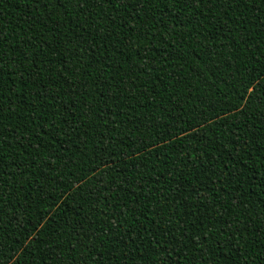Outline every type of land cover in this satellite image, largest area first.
Instances as JSON below:
<instances>
[{
	"label": "trees",
	"instance_id": "obj_1",
	"mask_svg": "<svg viewBox=\"0 0 264 264\" xmlns=\"http://www.w3.org/2000/svg\"><path fill=\"white\" fill-rule=\"evenodd\" d=\"M0 59V264H264V0H0Z\"/></svg>",
	"mask_w": 264,
	"mask_h": 264
},
{
	"label": "snow or ice",
	"instance_id": "obj_2",
	"mask_svg": "<svg viewBox=\"0 0 264 264\" xmlns=\"http://www.w3.org/2000/svg\"><path fill=\"white\" fill-rule=\"evenodd\" d=\"M104 2H111V0H100V3L101 4H103ZM131 2H135V0H131ZM177 2H179V0H177ZM128 10L129 11H131V7L129 6V8H128ZM3 68V61H2V59H0V69H2ZM3 73L2 72H0V75H2ZM155 215L156 214H154V217H155ZM124 223H126V221H121V223L119 224V225H117L116 223H115V221H113V227H112V230H111V232H110V234L112 235V236H117V235H119V233L116 231V229L117 228H122L123 227V224ZM144 229H141V231H143ZM134 242V241H133ZM156 243H158V242H156ZM142 251V250H141ZM91 252V249H86V253H90ZM114 255H115V253H114ZM152 255H154V253H152ZM142 259L144 258L143 256L141 257ZM82 264H88V260H87V256H85L84 258H83V260H82Z\"/></svg>",
	"mask_w": 264,
	"mask_h": 264
}]
</instances>
